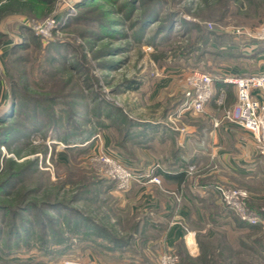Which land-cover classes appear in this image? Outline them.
<instances>
[{"label":"rangeland","instance_id":"obj_1","mask_svg":"<svg viewBox=\"0 0 264 264\" xmlns=\"http://www.w3.org/2000/svg\"><path fill=\"white\" fill-rule=\"evenodd\" d=\"M2 9L0 264L115 260L121 250L143 264H159L169 251L180 264L183 253L199 254L197 235L207 241V231L221 239L226 261L193 264H264V216L251 230L234 219L207 225L198 208L173 241L158 238L165 224L128 237L139 214L126 202L149 182L118 190L94 161L107 153L137 174L162 169L158 154L168 148L154 144L153 127L183 119L176 113L186 75L198 69L219 79L261 64L239 62L250 39L235 30L264 22V0H52L44 15L11 3ZM48 18L54 24L44 34ZM247 192L248 205L264 211V200ZM186 228L195 230L192 255L177 238Z\"/></svg>","mask_w":264,"mask_h":264},{"label":"crops","instance_id":"obj_2","mask_svg":"<svg viewBox=\"0 0 264 264\" xmlns=\"http://www.w3.org/2000/svg\"><path fill=\"white\" fill-rule=\"evenodd\" d=\"M259 42L261 41L247 40L239 57L241 64L261 60L258 68L246 70L233 67L230 75L264 73V47H257L264 45H259ZM249 48H259L263 51L252 56L250 51L245 52V49ZM230 75L225 74L215 79L212 99L208 101L203 111H184L181 114L183 119L174 126H167L168 128L164 124H154L152 131L154 144H158L160 148L167 147L168 150L163 149L158 154V159L165 164V167L156 171L162 177L163 184L156 185L149 182L146 183L147 185H136L135 190L132 189L136 193L134 199L136 201L126 202L131 215L134 214V209L138 210L139 217L136 221L139 230H147L148 225L157 229L165 224V235L158 238L161 240L165 236L173 241L174 232L179 231L183 224L190 220L195 210L198 208L203 210L202 207L207 206L211 200L221 204L212 189L214 183L243 186L252 198L264 200V192L255 194L264 189L252 187L253 184H259L258 181L252 183L253 178H261L264 182V154L257 151L254 136L248 130L236 121L224 117L225 110L232 109L236 103L235 86L223 81L224 77ZM252 93L264 101V97L257 89ZM221 94L224 95L223 105L217 104ZM216 121L218 124H215ZM142 132L146 134V131L142 130ZM142 145L146 146L145 141H142ZM192 165L195 169L190 171L189 167ZM178 195L179 202L176 200ZM185 231L177 238L182 241L185 250L190 252L189 246L192 250L195 247L192 246V235L188 236V233H193L195 230ZM197 252L198 248L191 255ZM120 253L119 258L115 260L96 259L95 264H143L136 258L125 257L127 255L122 250Z\"/></svg>","mask_w":264,"mask_h":264},{"label":"built area","instance_id":"obj_3","mask_svg":"<svg viewBox=\"0 0 264 264\" xmlns=\"http://www.w3.org/2000/svg\"><path fill=\"white\" fill-rule=\"evenodd\" d=\"M54 24L53 19H46L41 32L47 34V30ZM238 34L246 35L250 40H264V22L260 24L254 31L236 29ZM214 77L202 70H192L185 77V91L177 107V115L184 111H203L205 105L210 100L213 93ZM224 82L233 84L235 86L236 103L232 109H226L224 117L230 121H236L246 130L250 131L255 139V147L260 153H264V101L259 97L253 95V90H259L264 95V73L251 74L241 76H226L223 78ZM221 99L218 101V104ZM215 124H218L216 121ZM95 164L99 166L105 176L110 178L115 183V188L126 191L129 189L134 181H142L143 178L147 182L159 184L161 182L160 176L156 173L158 165L153 167L150 171L144 174H137L126 167L123 163L110 156L107 153H100L94 157ZM195 169L192 165L189 170ZM220 202L228 209L232 210L237 217L250 225H255L261 222L258 212L248 205V192L246 189L240 187H228L224 184L215 183L212 185ZM180 201L179 195L176 199ZM194 234L189 232L188 236ZM188 238V237H187ZM186 238V241L188 239ZM188 243V242H187ZM189 246V244H188ZM191 249L190 252L196 250ZM178 257L175 253L164 251L159 258V264H176ZM55 264H95L92 260L80 259H63Z\"/></svg>","mask_w":264,"mask_h":264},{"label":"trees","instance_id":"obj_4","mask_svg":"<svg viewBox=\"0 0 264 264\" xmlns=\"http://www.w3.org/2000/svg\"><path fill=\"white\" fill-rule=\"evenodd\" d=\"M51 2H52V0H6L4 3H2L0 0V12L3 10L2 7H4L8 3H11L14 6H16V9H18V10L24 9L27 11L35 12L38 15L39 14L44 15L45 13H48L50 11ZM215 82H216V80L214 81L213 89H214ZM212 95H213V93H212ZM182 98H183V96H182ZM211 99H212V96H211L210 100ZM223 101H224V95L221 94V102L219 103V105H223ZM217 104H218V102H217ZM179 178L181 179L182 176H180ZM112 182L115 186V183L113 180H112ZM208 205L205 207H202L203 211H204L203 215H204L205 219L207 220V222L211 223L212 225H215V224L221 225V224L231 222V221L234 223V220H237L236 222L239 223V224L236 223L237 227L246 226L251 230V229L255 228L258 224H260V223H258L255 225H250V224H247V223L241 221L232 210L228 209L222 203L218 204V203L214 202L213 200H211ZM252 208H254V207H252ZM255 210L258 212V215H259L260 219L262 220V218L264 216V211H260L257 209H255ZM134 224H135L134 225V231L132 233H130L128 236L130 238L133 235H134V237H138V235H136V234L141 232L138 228V221H134ZM209 234H210V231H207L206 234L204 235V238H206L207 241L201 240V234L197 235V241H198V245H199V254L196 257H192L188 253H187L188 255L183 253L184 255H182L180 264H193L194 261H199V260L211 261L212 263H215L217 261L224 263L226 261L225 256H224V251L226 249L221 246V243H222L221 239L220 238L219 239L214 238L215 236L210 237ZM247 236H249V234ZM209 240H211V241H209ZM251 240L253 242V244H250L253 248V249L252 248L251 249L255 252V250L257 251V249H255L254 247L256 244H260V241L257 240V238H255V239L253 238ZM241 242H242V244H245L246 241L241 239Z\"/></svg>","mask_w":264,"mask_h":264}]
</instances>
